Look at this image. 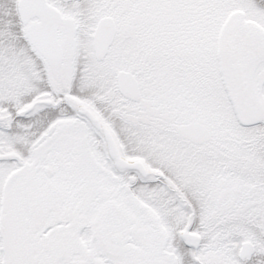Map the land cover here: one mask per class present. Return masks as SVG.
I'll return each instance as SVG.
<instances>
[{"label": "snow or ice", "instance_id": "snow-or-ice-1", "mask_svg": "<svg viewBox=\"0 0 264 264\" xmlns=\"http://www.w3.org/2000/svg\"><path fill=\"white\" fill-rule=\"evenodd\" d=\"M0 264H264V0H0Z\"/></svg>", "mask_w": 264, "mask_h": 264}]
</instances>
